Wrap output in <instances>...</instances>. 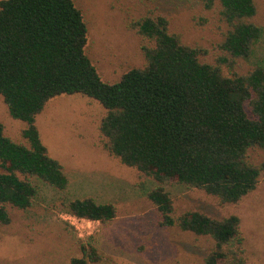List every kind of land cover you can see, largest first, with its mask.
I'll list each match as a JSON object with an SVG mask.
<instances>
[{"label":"trees","instance_id":"trees-1","mask_svg":"<svg viewBox=\"0 0 264 264\" xmlns=\"http://www.w3.org/2000/svg\"><path fill=\"white\" fill-rule=\"evenodd\" d=\"M202 1L225 28L213 61L210 50L173 33L166 17L150 14L130 23L150 43L142 48L146 63L116 84L104 82L86 55L88 27L74 0L0 2V95L10 116L26 124L24 143H17L0 122V224L11 223L9 208H31L35 181L69 186L36 120L52 99L81 94L107 111L100 126L104 149L157 184L147 197L160 225L210 238L214 247L204 264H246L238 216L191 211L176 218L164 186L172 181L238 204L264 176V162L251 160L252 152L264 151V66L243 70L264 37L255 21L257 0ZM65 209L103 225L117 217L113 204L92 198ZM80 249L82 257L71 264L104 260L92 242Z\"/></svg>","mask_w":264,"mask_h":264},{"label":"rangeland","instance_id":"rangeland-1","mask_svg":"<svg viewBox=\"0 0 264 264\" xmlns=\"http://www.w3.org/2000/svg\"><path fill=\"white\" fill-rule=\"evenodd\" d=\"M74 2L88 27L86 55L106 83L116 84L129 70L145 65L142 48L150 43L132 30L130 23L150 14L166 17L171 31L187 44L210 50L209 61L218 55L217 44L225 28L217 10H204L202 0ZM257 3L255 21L264 29V0ZM257 64L264 66V37L243 70ZM106 115L98 101L76 94L52 99L37 117L41 140L50 157L62 166L69 186L58 190L35 181L38 194L31 208H9L11 223L0 224V264H71L73 258L82 257L81 244L88 242L102 254L101 264H204L214 242L177 226L160 225V214L147 197L157 184L104 149L100 126ZM0 122L7 136L24 143L26 124L10 116L1 95ZM251 160L263 163L264 151L252 152ZM164 186L176 218L191 211L216 219L238 216L246 264H264V176L256 190L238 204H221L202 190L172 181ZM89 198L113 204L117 217L105 225H71L65 206Z\"/></svg>","mask_w":264,"mask_h":264},{"label":"built area","instance_id":"built-area-1","mask_svg":"<svg viewBox=\"0 0 264 264\" xmlns=\"http://www.w3.org/2000/svg\"><path fill=\"white\" fill-rule=\"evenodd\" d=\"M66 220L71 224V225H73V226H77V224H79V223H84V222H94V221H89V220H86V219H80V218H78V217H76V216H73V215H67V218H66Z\"/></svg>","mask_w":264,"mask_h":264}]
</instances>
